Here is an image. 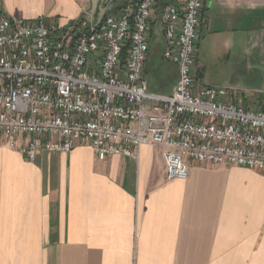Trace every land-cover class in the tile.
Wrapping results in <instances>:
<instances>
[{"label":"crops","instance_id":"obj_1","mask_svg":"<svg viewBox=\"0 0 264 264\" xmlns=\"http://www.w3.org/2000/svg\"><path fill=\"white\" fill-rule=\"evenodd\" d=\"M105 1L0 0V11L66 24ZM199 36V82V57L239 64L250 50L264 62V0H205ZM0 264H264V171L196 164L171 181L159 146L100 161L79 145L29 162L0 137Z\"/></svg>","mask_w":264,"mask_h":264},{"label":"built area","instance_id":"obj_2","mask_svg":"<svg viewBox=\"0 0 264 264\" xmlns=\"http://www.w3.org/2000/svg\"><path fill=\"white\" fill-rule=\"evenodd\" d=\"M205 0H106L97 18L62 24L0 11V137L27 161L89 145L98 160L138 159L159 146L168 180L192 166L264 171V103L251 109L228 88L201 84ZM163 27V60L178 67L170 95L145 77L151 32Z\"/></svg>","mask_w":264,"mask_h":264},{"label":"rangeland","instance_id":"obj_3","mask_svg":"<svg viewBox=\"0 0 264 264\" xmlns=\"http://www.w3.org/2000/svg\"><path fill=\"white\" fill-rule=\"evenodd\" d=\"M99 14L97 13V18ZM157 38L156 47L159 51L150 52L146 80L150 90L158 95H170L176 82L171 77L175 66L162 59V48L165 42L162 35V25L156 26ZM152 41V40H151ZM242 58L239 64L219 58L216 61L208 62L206 57H199L200 60V82L213 87L228 88L236 95L246 100V105L251 109L259 108L264 103V62L261 61L258 51L253 55L250 50L242 51ZM202 65V66H201Z\"/></svg>","mask_w":264,"mask_h":264},{"label":"trees","instance_id":"obj_4","mask_svg":"<svg viewBox=\"0 0 264 264\" xmlns=\"http://www.w3.org/2000/svg\"><path fill=\"white\" fill-rule=\"evenodd\" d=\"M152 50H157V51H159L158 47H154V46H151V47H150V51H152ZM149 57H150V56H149ZM148 63H149V60H148ZM147 71H148V66H147ZM177 76H178V70L175 69V71H172V72H171V77L176 79Z\"/></svg>","mask_w":264,"mask_h":264},{"label":"water","instance_id":"obj_5","mask_svg":"<svg viewBox=\"0 0 264 264\" xmlns=\"http://www.w3.org/2000/svg\"><path fill=\"white\" fill-rule=\"evenodd\" d=\"M72 22H69L68 26H71Z\"/></svg>","mask_w":264,"mask_h":264}]
</instances>
